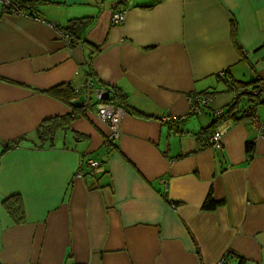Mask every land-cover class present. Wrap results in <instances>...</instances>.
Segmentation results:
<instances>
[{
	"label": "crops",
	"instance_id": "0c3cea01",
	"mask_svg": "<svg viewBox=\"0 0 264 264\" xmlns=\"http://www.w3.org/2000/svg\"><path fill=\"white\" fill-rule=\"evenodd\" d=\"M38 1L33 15L0 6V153L70 112L46 92L59 84L78 94L89 78L122 97L125 116L111 146L85 109L53 146L0 154V264H264V135L213 115L233 104L231 84L257 82L264 121V0ZM120 7L125 21L113 24ZM67 27L72 47L57 32ZM192 93L212 101L186 115ZM214 128L224 129L221 150L210 146ZM12 196L21 223L3 204ZM208 196L219 205L203 209Z\"/></svg>",
	"mask_w": 264,
	"mask_h": 264
},
{
	"label": "built area",
	"instance_id": "2783aa9c",
	"mask_svg": "<svg viewBox=\"0 0 264 264\" xmlns=\"http://www.w3.org/2000/svg\"><path fill=\"white\" fill-rule=\"evenodd\" d=\"M1 13L3 14H16V15H28L26 11L21 9L18 5L17 0H0ZM126 9L124 7H120L115 9L111 14V22L113 24H122L125 21ZM53 26L56 27L55 24ZM57 32L60 38L66 43L67 46H70V38L68 34L64 31L63 28H57ZM225 76L224 70H221L217 73V77L223 78ZM260 86V85H259ZM261 88V86H260ZM107 88H97L93 84V82L86 78L82 83L81 91L76 94L71 101H79V103L84 106L85 109L94 111L96 116L100 121L105 123L108 126V133L105 138V144L108 145L110 142H115L119 138L120 135V124L125 116V110L118 103L104 99L103 95ZM244 89H238L234 91L233 96L237 97L238 94L243 92ZM252 91V93H254ZM80 93V94H79ZM81 95V98H79ZM188 101V110L186 115L192 114H200L208 108L212 101L211 93H192L187 96ZM243 119H248L257 131V136L264 135V121H261L257 114V104L249 102L247 105L240 111ZM223 109L213 110V115L216 118H220L223 116ZM186 115L180 116H169L164 115L162 117V121L165 123H172L174 121H179L183 119ZM224 129H215L210 134V146L213 148L222 149ZM82 161L80 165H82ZM87 165L95 171H99L101 169V163L95 159H88L86 161ZM80 173V172H79Z\"/></svg>",
	"mask_w": 264,
	"mask_h": 264
},
{
	"label": "trees",
	"instance_id": "16d2710c",
	"mask_svg": "<svg viewBox=\"0 0 264 264\" xmlns=\"http://www.w3.org/2000/svg\"><path fill=\"white\" fill-rule=\"evenodd\" d=\"M17 2H18L19 7L21 9H23L24 11H26V13L28 15L35 14L36 11H35L34 6L36 3H39L38 0L17 1ZM71 30L69 27L64 28V31L68 34V36L70 38V46L69 47L74 46L76 43ZM232 31L234 33V28H232ZM231 88L233 90V93H234V91L241 89V88H243L244 91L241 92L240 94H238L237 97L233 96L234 101H233V104L230 106V109L228 111L235 108L236 105L245 97L247 98L248 103L252 102V103L258 104L259 102L262 101V99H261L262 89L260 88V86L257 82L231 84ZM254 90H255V92L252 93V91H254ZM46 92L49 95H51L55 98H58L65 103H69L71 106L70 112L65 114V115H62V116H54V117L43 120L35 128V130L33 132L34 139H30L28 136H22L18 139H15V140H12L10 142L2 144L1 153H3L4 151H6L8 149H12V148L17 147L20 143L25 142V141H31L35 146H38V147L53 146L57 132H59L60 130H66L68 128V125L70 124V122L74 118H76L80 114H82L83 111H85V108H84V106H82L81 103H79V102L75 103V102L71 101L72 98L77 94V92H75V90L71 87V85L69 83L59 84L57 86L49 88L48 90H46ZM118 98L119 99H117L113 96V98H111V99L109 97V100H112V101L118 103L125 110L124 100L122 99V97L120 95L118 96ZM228 111L225 112V114L223 116H221L220 118L227 119V120L228 119H234V121H239V120L243 119L242 115L237 117L236 112H231L229 114ZM220 118H216L217 119L216 121H218ZM214 130H215V128L212 130V132ZM203 132H204V134L209 132V128L204 129ZM113 143L114 142H110L107 146H111ZM253 144H254L253 142L247 143L246 144L247 150H251V147ZM3 204L16 223L23 222V220H24V209H23L21 199L18 196H12V197L5 199ZM218 205H219V202L212 200L210 198V196H208L205 199V201L203 202L202 208L203 209H213Z\"/></svg>",
	"mask_w": 264,
	"mask_h": 264
},
{
	"label": "water",
	"instance_id": "95a60500",
	"mask_svg": "<svg viewBox=\"0 0 264 264\" xmlns=\"http://www.w3.org/2000/svg\"><path fill=\"white\" fill-rule=\"evenodd\" d=\"M120 1H123V0H120ZM109 95H110V89H107V90L104 92L103 98H104V99H108V98H109Z\"/></svg>",
	"mask_w": 264,
	"mask_h": 264
},
{
	"label": "rangeland",
	"instance_id": "374dc122",
	"mask_svg": "<svg viewBox=\"0 0 264 264\" xmlns=\"http://www.w3.org/2000/svg\"><path fill=\"white\" fill-rule=\"evenodd\" d=\"M105 2H109L110 0H104ZM59 142V141H58Z\"/></svg>",
	"mask_w": 264,
	"mask_h": 264
}]
</instances>
